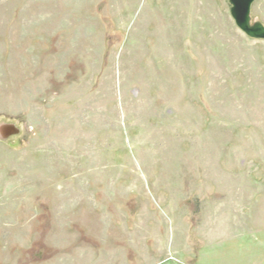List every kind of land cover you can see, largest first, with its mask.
<instances>
[{"label": "rangeland", "instance_id": "1", "mask_svg": "<svg viewBox=\"0 0 264 264\" xmlns=\"http://www.w3.org/2000/svg\"><path fill=\"white\" fill-rule=\"evenodd\" d=\"M230 10L0 0V264H264V40Z\"/></svg>", "mask_w": 264, "mask_h": 264}, {"label": "water", "instance_id": "2", "mask_svg": "<svg viewBox=\"0 0 264 264\" xmlns=\"http://www.w3.org/2000/svg\"><path fill=\"white\" fill-rule=\"evenodd\" d=\"M257 0H229L231 16L236 26L249 38L264 40V23L259 19H253L251 10Z\"/></svg>", "mask_w": 264, "mask_h": 264}]
</instances>
